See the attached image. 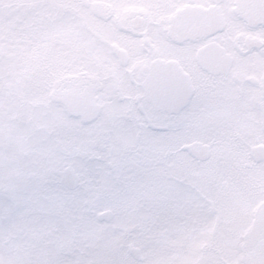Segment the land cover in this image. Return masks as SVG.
<instances>
[{"label": "rangeland", "instance_id": "1", "mask_svg": "<svg viewBox=\"0 0 264 264\" xmlns=\"http://www.w3.org/2000/svg\"><path fill=\"white\" fill-rule=\"evenodd\" d=\"M34 1L0 14V264H190L196 241L182 239L205 226L193 200L222 192L180 153L195 127L154 121L137 136L147 111L132 79L105 82L103 47L95 63L84 42L104 31L94 0ZM124 105L129 121L114 118ZM217 226L212 245L227 255L234 238Z\"/></svg>", "mask_w": 264, "mask_h": 264}, {"label": "flooded vegetation", "instance_id": "2", "mask_svg": "<svg viewBox=\"0 0 264 264\" xmlns=\"http://www.w3.org/2000/svg\"><path fill=\"white\" fill-rule=\"evenodd\" d=\"M1 2L0 14L35 6L34 0ZM92 4L104 31L98 44L84 42L94 46L95 63L103 47L112 69L105 82L114 84L118 70L133 80L132 101L147 111L134 123L137 136L154 121L194 126L180 153L206 169V181L213 175L222 191L193 200L205 226L182 239L196 241L190 264H264V0ZM123 108L114 118L128 119ZM217 225L234 238L227 255L212 245Z\"/></svg>", "mask_w": 264, "mask_h": 264}, {"label": "water", "instance_id": "3", "mask_svg": "<svg viewBox=\"0 0 264 264\" xmlns=\"http://www.w3.org/2000/svg\"><path fill=\"white\" fill-rule=\"evenodd\" d=\"M79 176L76 174L74 169L70 166H66L63 170L62 176H61V183L68 189H74L79 184ZM113 216L112 211H104L98 215L99 219H104L106 221H109ZM133 256L140 258V253L137 249L133 250Z\"/></svg>", "mask_w": 264, "mask_h": 264}]
</instances>
